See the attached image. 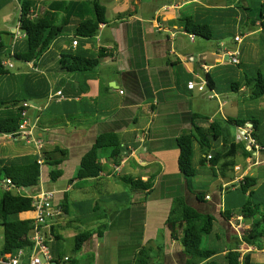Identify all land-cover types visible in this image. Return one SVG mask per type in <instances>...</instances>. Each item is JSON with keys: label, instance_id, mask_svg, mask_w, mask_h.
Wrapping results in <instances>:
<instances>
[{"label": "crops", "instance_id": "1", "mask_svg": "<svg viewBox=\"0 0 264 264\" xmlns=\"http://www.w3.org/2000/svg\"><path fill=\"white\" fill-rule=\"evenodd\" d=\"M3 1L8 0H0V11ZM90 1L95 0H31L36 9L33 18L48 12L55 3L81 6L55 12L58 22L68 25L38 59L18 67L5 58L0 63L4 71L0 74V120L14 118L21 104L28 103L27 120L34 125L41 145L37 150L34 144L20 142L24 145L15 147L0 140V150H4L0 165L40 160L43 153L54 150L64 153L52 155V159L62 157L57 167L60 176L54 182L49 166L41 159V169L46 170L41 181L40 169L38 190L54 192L55 216L45 231L52 264H136L138 260L144 264H188L182 244L172 239L166 226L178 198L211 217L208 237L214 243L208 249L217 253L212 261L222 264L228 249L237 247L241 257L250 254V264H264V237L253 245L242 239L254 222L264 217V152L248 158L237 154L231 161L234 166L221 170L223 161L213 168L207 160L201 163L205 156L194 144L195 175L186 179L178 169L177 144L193 123L207 128L213 121L233 119L246 121L245 127L251 129L250 121L255 122L254 141L264 148V94L251 98L257 74L264 80L260 19V15L264 17V0L98 2L105 8V23L94 37H77L76 23L94 15L92 9L90 17L87 9ZM189 23L206 27L211 37L188 32ZM11 29L8 43L14 47L5 45L2 50L9 57L26 49L25 45L16 48L25 40L24 35L17 37L22 34L17 20ZM237 36L240 42L234 41ZM72 42H77L76 46ZM100 50L105 56L90 72L59 69L62 56L95 59ZM233 55L238 64L231 63ZM191 81L204 82V91L188 90ZM57 92L66 99L50 101L49 95ZM14 102L18 104L12 107ZM194 115L207 120L194 121ZM237 128L230 132L241 143ZM103 134L118 137V155L110 157V150L101 151L99 175L75 179L82 157ZM221 146L220 140L213 144L216 151H221ZM207 172L212 178L205 181L210 193L202 191L199 180L201 173ZM246 177L255 179L251 190L260 195L262 204L255 208L253 218L244 217L240 209L248 193L242 197L238 187ZM127 178L151 179L152 187L143 191L132 188L124 182ZM0 189L6 190L5 180ZM199 193L202 201L196 198ZM33 217L32 211L18 215L19 220L32 221ZM232 225L239 227V235ZM0 230L1 251L3 227ZM84 232L91 235L74 253V238Z\"/></svg>", "mask_w": 264, "mask_h": 264}, {"label": "trees", "instance_id": "2", "mask_svg": "<svg viewBox=\"0 0 264 264\" xmlns=\"http://www.w3.org/2000/svg\"><path fill=\"white\" fill-rule=\"evenodd\" d=\"M94 15L90 19L83 20L76 23L75 36L81 38L94 37L99 27L105 23L104 15L105 8L97 1L90 3ZM81 6L80 3H55L48 12L33 18L35 7L29 1H22L19 3V18L17 20L18 30L24 35L25 52H14L12 58L20 62L29 63L38 59L44 51H46L54 40H56L63 32L64 27L68 22L60 23L56 19L55 12L61 11L66 13L71 7ZM71 11V10H70ZM262 20L261 25L264 27V17L260 15ZM191 26L188 32L209 39L211 36L206 31V27H199L189 23ZM5 44L0 38V63L4 57H9V54L2 53ZM105 56L103 50H100L97 58L85 59L81 57L62 56L59 62V69L66 72H90L98 65L100 59ZM3 68L0 64V74H3ZM254 86L251 92L252 99H259L264 94V80L260 74H257L252 81ZM14 102L12 107L17 106ZM195 120L201 117L194 115ZM252 124L251 136L256 140L255 136V122ZM21 124L20 108L18 114L14 118L0 120V133H11L19 130ZM246 121L227 119L225 122L213 121L207 128L201 127L193 123V128L190 132L182 134L177 139L179 148L178 169L189 179L195 175L193 169L194 144L199 148L204 159H200L201 163L206 160L213 167H216L220 162H224L221 170L232 168L233 158L240 154L243 158L251 156V152L246 150L245 143L241 141L236 142L232 137L230 129L232 127H245ZM221 141L222 150L216 151L213 144ZM119 139L114 134H103L97 137L96 142L92 148L82 157L80 166L76 172L75 179L84 180L92 179L99 175L102 171L99 163L101 151L110 150V157H115L120 151ZM214 153L215 155H212ZM61 155L63 152L54 150L50 154L43 153L42 160L44 164L49 166L50 180L54 182L59 176L60 171L57 169L61 158L52 159V155ZM208 157H210L208 159ZM43 164V163H42ZM42 164L38 163V157L31 159H20L17 163L10 165H0V183L8 179L14 187L11 191H3L0 194V226L3 227V244L0 251V256L4 254H14L17 250H29L31 242L29 241L30 233L33 229L31 220H19L18 215L32 211V191H38L40 182V169ZM124 182L130 184L132 188H142L150 190L152 187V180L148 179L142 182L139 179L131 178L124 179ZM255 184V179L244 178L238 187V191L242 197L247 193L244 202L241 206V213L246 218L255 217L257 211L255 208L262 204H255L250 201L253 195L251 188ZM26 189H29L26 192ZM36 191V192H37ZM197 200H203V194H197ZM264 217L256 220L251 229L242 236L243 241L248 245H253L258 238L264 237ZM166 226L171 232L173 240L179 241L184 249V254L189 257L188 264H218L212 261V257L217 253L210 249H201L202 238L210 235L212 231V219L210 216L199 214L193 208L187 206L182 198L175 199L172 204L169 216L166 221ZM91 233H79L74 238L73 252L80 250L82 244L90 237ZM143 253V252H142ZM141 253V254H142ZM140 254V255H141ZM143 255V254H142ZM53 262V261H52ZM58 264L57 261H54ZM144 264L143 260H138L136 264ZM250 254H245L241 257V253L236 248L228 249L226 255L223 257L222 264H250Z\"/></svg>", "mask_w": 264, "mask_h": 264}, {"label": "built area", "instance_id": "3", "mask_svg": "<svg viewBox=\"0 0 264 264\" xmlns=\"http://www.w3.org/2000/svg\"><path fill=\"white\" fill-rule=\"evenodd\" d=\"M172 1V0H167ZM240 36L234 38L235 42H240ZM77 42H72L73 46H76ZM232 64H238L236 55L231 57ZM11 68L10 64H2ZM205 83H195L193 81L187 83L188 90H196L203 92ZM121 93V92H120ZM63 100L66 99L62 92H57L49 95V100ZM29 104L24 102L21 104L20 117L21 124L19 130L11 133H0V140L12 141V142H24L26 144H34L37 150L41 148L40 142L36 140L34 135V125H31L27 120V109ZM238 139L245 143L247 149L253 153L256 157L264 152V148L256 144L251 136L250 127H238ZM40 155V153H39ZM210 157H208L209 159ZM39 164H42V160H38ZM5 191H11L14 187L11 185L8 179L5 180ZM54 192L39 189L32 196V212L34 217L32 219L33 229L29 236L31 247L29 250L19 249L14 254H6L0 257V264H52V257L49 248L46 244V230L48 229L49 221L55 216L52 210V200ZM233 229L239 235L238 226H233ZM238 251V250H237ZM66 260V259H65ZM24 261L26 263H24Z\"/></svg>", "mask_w": 264, "mask_h": 264}, {"label": "rangeland", "instance_id": "4", "mask_svg": "<svg viewBox=\"0 0 264 264\" xmlns=\"http://www.w3.org/2000/svg\"><path fill=\"white\" fill-rule=\"evenodd\" d=\"M19 1L22 2V1H28V0H16V1L15 0H8L6 3L3 1L4 6L2 8V11H0V38L3 40L5 45H8V47H11V46L14 47V44L11 45V44L8 43V41H9V36L13 35L11 27L15 26L16 20H18V18H19V11H20V8L18 6ZM95 1L102 3V2H106V1L109 2V1H112V0H95ZM29 2L31 3V0ZM90 2H93V1H90ZM87 9L90 12V17H91V15H92L91 6H89ZM22 36H23V34L17 35V37H19L20 39H22L21 38ZM21 45L24 46L25 45V41H24V43L20 42V44H18V46L16 48L19 50ZM4 58H5L6 61L10 62L14 67H18V66L22 65V62L17 61L16 59H14L12 57H8L7 56V57H4ZM8 142H10V144L14 145L15 147L17 145H19V143H20V142H12V141H8ZM23 143H20V145H24ZM3 152H4V150L3 151L0 150V155H2ZM195 157H198L197 152H196ZM45 170H46L45 168L41 169V181L43 180V176H44ZM210 177L211 176H210V174H208V172L207 173H201V177L199 179L201 181L200 185L202 186L201 187L202 191L205 192V193H210L211 192V188L208 187L207 185H205V181L206 180H208V179L211 180L212 179ZM1 193H2V190L0 189V194ZM259 198H260V195L258 193H253L252 197L250 198V201L253 202L254 204H259V202H260ZM238 212L239 211H234L233 213H238ZM1 239H2V231L0 230V241H1ZM212 243H214V242L211 240V238H209L208 236H205V237L202 238V242H201L200 248L201 249L212 248ZM71 256H73V254Z\"/></svg>", "mask_w": 264, "mask_h": 264}, {"label": "water", "instance_id": "5", "mask_svg": "<svg viewBox=\"0 0 264 264\" xmlns=\"http://www.w3.org/2000/svg\"><path fill=\"white\" fill-rule=\"evenodd\" d=\"M26 191H29V189H26ZM142 191H143V189H142Z\"/></svg>", "mask_w": 264, "mask_h": 264}]
</instances>
